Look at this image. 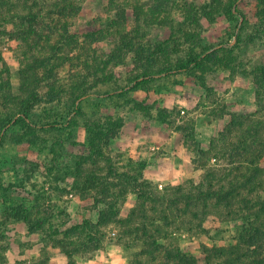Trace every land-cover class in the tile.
<instances>
[{"label":"rangeland","instance_id":"obj_1","mask_svg":"<svg viewBox=\"0 0 264 264\" xmlns=\"http://www.w3.org/2000/svg\"><path fill=\"white\" fill-rule=\"evenodd\" d=\"M15 1L41 15L31 47L0 33L15 99L0 105V117L16 112L20 68L35 56L63 59L62 94L16 115L2 133L0 264H179L178 250L225 264L206 248L235 244V217L256 208L195 201L184 213L180 196L226 186L257 165L261 183L250 196L264 197V37L251 40L245 0L209 12L200 5L209 0H169L162 16L153 0ZM77 81L84 87L72 93ZM193 164L198 171L183 174ZM107 202L118 216L97 225Z\"/></svg>","mask_w":264,"mask_h":264},{"label":"trees","instance_id":"obj_2","mask_svg":"<svg viewBox=\"0 0 264 264\" xmlns=\"http://www.w3.org/2000/svg\"><path fill=\"white\" fill-rule=\"evenodd\" d=\"M153 2V10L155 12H159V15L161 16L162 11L164 12L167 10L166 7H169V0H153ZM224 2L225 0H209L208 2L200 5H204L202 6V9L205 10V12L212 11L221 5L226 7L228 3L231 5V8L236 5V0H227V3ZM244 3L247 7L246 12H243V16L245 17L244 19L248 20V22H250L249 19L252 20V22H255H250L249 24L250 26L254 27L256 34V36H251V40H254L258 35L260 37H264V0H245L243 4ZM36 5L37 3L34 6ZM200 5L195 3L191 10ZM67 9L68 8L65 6H62L58 10V15L61 17L68 15ZM254 9L256 10L254 11ZM195 11L197 12V9H195ZM49 12L53 13L52 11ZM76 12L77 10H75V13ZM124 12L118 14L120 17H122V22L126 20V14H124ZM249 13L251 14L248 16ZM40 15L41 14L35 11H29L27 13L20 12L17 8V2L15 0H0V17H3L2 21H0V33L2 36H6L12 41H18L24 45H28L31 42L30 39L32 36H38L37 24L40 22ZM53 21L54 19L51 20V22ZM46 38H48V36ZM121 38L123 45L128 46L130 44V38H128V36H121ZM36 39L37 38L34 39V44L36 43ZM36 45H38V47L40 46L38 43ZM28 46L31 47V45ZM54 49V47H51V50ZM0 62L3 63V69H0V105L14 103L15 99L9 101V99L13 97L11 94V83L8 77L9 69L4 66V61L2 58H0ZM62 63V58L58 57L56 53L51 54L50 52L46 56H35L32 62L27 61L26 64L20 68L19 73L21 76V95L16 100L17 110L16 112L6 114L5 117H0V140H3L5 135V133L2 134L3 131L10 124V122H12L16 115L23 114L27 116L28 113L34 109L35 105L40 104L43 101L52 103L59 99L62 91L60 90L61 85L57 78V70L62 65ZM261 70H264V67L261 68ZM259 78L260 80H258L257 83L259 87L262 88L264 86L263 74ZM84 84L85 81H82L81 84H78V81L75 82V84L71 86L73 89L72 93H75L74 91H78L81 87L83 89ZM41 87L47 88V91L43 95L40 92ZM81 96L82 95L80 93H77L75 99H73V102L79 100ZM122 121V118H120L116 120V122L109 125L108 130L110 131L111 137L117 134L118 128L123 125ZM29 126L31 127V125ZM108 138L105 139V142L108 141ZM197 151L202 156L208 154V150H205L202 147H199ZM98 153H101L100 149L98 150ZM249 167H252L250 168L252 170L248 174H244V178H237V176H235L230 180L228 185L219 187L217 189L209 187L208 189L200 186L196 193H185L183 192L182 186L176 187V190L183 192L180 197L185 203V207L183 209L184 213L188 211L193 202L198 201L199 204L202 201L204 203V207H207L208 202L212 199H216L217 204H224V206L229 210L233 209L234 205H236L238 202L249 203L251 206L256 208L255 210H252L253 212L243 211L238 215L236 214L237 216L235 219L240 220V222L236 225L237 241L235 244L230 246H213L206 248L208 251L217 255L218 257H225V264H264V256L260 257L261 255L257 253L258 249H261L264 244L262 240L264 238V230L262 229L264 224V197L258 195L254 196L253 198L250 196V194H252L251 186L253 188H257V186H259L261 183L258 181L260 171L258 170L257 165ZM135 181L136 179L134 182ZM93 185H95V182H92V186ZM239 190H247L250 198H247L248 195L242 196L240 192H238ZM177 202V200L173 199L170 201V203L174 205H176ZM107 204L109 209L101 210L99 212L97 225L109 224L110 222H113L118 216L116 202L114 205L109 202H107ZM14 217L20 219L24 217V215L20 212H16ZM26 222H29L28 218L26 219ZM34 230V227L30 225L29 231ZM178 251L179 252L175 254V257L177 258L179 264H200L199 258L196 256L188 255L181 252V250ZM229 254L230 256L233 254L232 256L234 257H227ZM252 255L253 258L250 260L249 256Z\"/></svg>","mask_w":264,"mask_h":264},{"label":"crops","instance_id":"obj_3","mask_svg":"<svg viewBox=\"0 0 264 264\" xmlns=\"http://www.w3.org/2000/svg\"><path fill=\"white\" fill-rule=\"evenodd\" d=\"M187 165H189V164H187ZM198 169L199 168H197L196 166H194V164L193 165H191V166H187V168H183V174H189V173H192V172H195V171H198ZM182 177V176H181ZM195 179V182L196 183H198L200 180V178L199 177H196V178H194ZM211 201H214V204L216 205V206H223V207H225L224 206V204H217V200L216 199H212ZM226 208V207H225ZM233 244V243H232ZM232 244H228V246H230V245H232ZM222 246H227V245H222Z\"/></svg>","mask_w":264,"mask_h":264}]
</instances>
